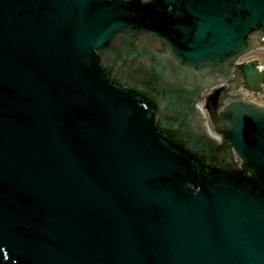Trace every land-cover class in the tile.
I'll list each match as a JSON object with an SVG mask.
<instances>
[{
    "label": "water",
    "instance_id": "1",
    "mask_svg": "<svg viewBox=\"0 0 264 264\" xmlns=\"http://www.w3.org/2000/svg\"><path fill=\"white\" fill-rule=\"evenodd\" d=\"M259 45L264 0H0V264H264Z\"/></svg>",
    "mask_w": 264,
    "mask_h": 264
},
{
    "label": "rangeland",
    "instance_id": "2",
    "mask_svg": "<svg viewBox=\"0 0 264 264\" xmlns=\"http://www.w3.org/2000/svg\"><path fill=\"white\" fill-rule=\"evenodd\" d=\"M248 58H258L263 64H264V51L263 50H258L253 53H251Z\"/></svg>",
    "mask_w": 264,
    "mask_h": 264
},
{
    "label": "bare ground",
    "instance_id": "3",
    "mask_svg": "<svg viewBox=\"0 0 264 264\" xmlns=\"http://www.w3.org/2000/svg\"><path fill=\"white\" fill-rule=\"evenodd\" d=\"M226 83H228V82H226ZM239 87H240V89H242V86H240L239 85ZM259 95H257L256 97L259 99V97H258ZM258 104H262V100L261 101H258ZM205 116H206V114H204ZM211 136H213L214 138H216L217 140L219 139L218 138V135L214 132V134L213 135H211Z\"/></svg>",
    "mask_w": 264,
    "mask_h": 264
}]
</instances>
